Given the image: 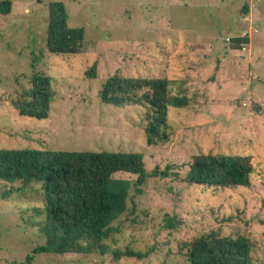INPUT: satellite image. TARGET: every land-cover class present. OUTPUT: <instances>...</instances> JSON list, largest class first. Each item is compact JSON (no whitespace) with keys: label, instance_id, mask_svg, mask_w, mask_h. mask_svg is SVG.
Here are the masks:
<instances>
[{"label":"rangeland","instance_id":"1","mask_svg":"<svg viewBox=\"0 0 264 264\" xmlns=\"http://www.w3.org/2000/svg\"><path fill=\"white\" fill-rule=\"evenodd\" d=\"M7 1L10 12L0 14V148L135 153L148 174L169 167V175L148 176L136 193V175L115 174L131 181L127 210L113 223L111 251L91 254L36 252L44 213L32 207L42 204L0 195V264H187L180 244L210 230L249 235L255 264H264V0ZM50 1L64 4L69 27L83 29L80 52L47 50ZM246 2L259 18L250 30L240 22ZM93 64L96 77L88 78ZM34 70L48 76L54 93L46 119L20 116L10 105ZM114 73L167 78L188 98L187 106L168 108L159 128L167 141L154 135L149 142L145 106L100 100ZM201 153L251 156L250 185L185 183ZM167 217L178 224L166 227Z\"/></svg>","mask_w":264,"mask_h":264},{"label":"trees","instance_id":"2","mask_svg":"<svg viewBox=\"0 0 264 264\" xmlns=\"http://www.w3.org/2000/svg\"><path fill=\"white\" fill-rule=\"evenodd\" d=\"M10 9V1H0V14H8ZM245 9L242 8L244 14ZM67 18L62 2L48 3L46 47L50 53L80 52L84 31L69 27ZM85 75L96 77L95 64ZM171 84L167 78L114 73L105 79L99 98L105 104L145 106L149 142L154 135L167 141V133L161 134L159 128L167 124L168 108L188 105V98L182 92L174 93ZM53 95L48 76L34 70L29 87L11 99L10 105L20 116L46 119ZM188 167L182 179L185 183L220 188L249 186L255 170L251 156L224 153L194 155ZM119 172L136 175L133 183L138 193L148 176L167 177L169 167L161 173L154 169L148 174L135 153L0 148V184L5 187L1 197L17 194L43 206V209L32 207L37 216L44 213L36 223L44 236V244L36 248L38 253L111 251L107 241L118 232L113 223L127 210L131 186L130 180L115 177ZM178 222L174 217H167L164 223L174 228ZM254 248L255 241L249 235L232 237L221 235L218 230L202 233L179 246L185 250L187 264H255Z\"/></svg>","mask_w":264,"mask_h":264},{"label":"crops","instance_id":"3","mask_svg":"<svg viewBox=\"0 0 264 264\" xmlns=\"http://www.w3.org/2000/svg\"><path fill=\"white\" fill-rule=\"evenodd\" d=\"M242 8H246L245 10L247 12L245 14L242 13L243 16H242V18H240L241 19L240 22L242 24H246L247 27L249 28V30L253 28L252 26H257L255 24H257L259 22L258 21L259 18H258V12H257L256 7L253 4H251V3L249 4V3L246 2V3L243 4ZM241 11H242V9H241ZM227 24H231V22H229ZM230 28L233 29V27H230Z\"/></svg>","mask_w":264,"mask_h":264},{"label":"built area","instance_id":"4","mask_svg":"<svg viewBox=\"0 0 264 264\" xmlns=\"http://www.w3.org/2000/svg\"><path fill=\"white\" fill-rule=\"evenodd\" d=\"M245 34V33H244ZM244 49V48H243Z\"/></svg>","mask_w":264,"mask_h":264}]
</instances>
